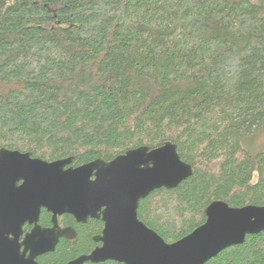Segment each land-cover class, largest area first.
<instances>
[{
    "label": "trees",
    "instance_id": "16d2710c",
    "mask_svg": "<svg viewBox=\"0 0 264 264\" xmlns=\"http://www.w3.org/2000/svg\"><path fill=\"white\" fill-rule=\"evenodd\" d=\"M261 130L264 0H0V147L76 166L175 143L193 173L137 208L167 242L212 200L264 205V145L242 144ZM98 226L76 224L41 260L87 253ZM204 264H264V230Z\"/></svg>",
    "mask_w": 264,
    "mask_h": 264
},
{
    "label": "water",
    "instance_id": "95a60500",
    "mask_svg": "<svg viewBox=\"0 0 264 264\" xmlns=\"http://www.w3.org/2000/svg\"><path fill=\"white\" fill-rule=\"evenodd\" d=\"M193 171L170 141L76 166L69 156L47 161L28 151L0 147V264H41L36 256L52 251L59 236H72V228L58 226L62 213L83 221L99 211L103 221L97 236L101 245L64 264L106 259L122 264H204L245 235L264 230V205L230 206L220 199L205 206L200 225L172 242L138 218L140 199L154 189L177 186ZM41 208L51 213V226L37 223ZM25 222L33 226L21 238Z\"/></svg>",
    "mask_w": 264,
    "mask_h": 264
},
{
    "label": "flooded vegetation",
    "instance_id": "af4514ba",
    "mask_svg": "<svg viewBox=\"0 0 264 264\" xmlns=\"http://www.w3.org/2000/svg\"><path fill=\"white\" fill-rule=\"evenodd\" d=\"M20 182L21 181H18L17 183L19 184ZM40 212H41V210H40ZM49 214H50V219H49V222L48 223H45L44 224V223L40 222L39 221V217H38L37 223L40 224L43 227L51 226L52 225V223H51V213L49 212ZM65 214H69V213H62V214H60V215L57 216V223H58V226L60 228H67V227L72 228L73 229L72 234H71L72 236L61 235V236H59L58 241L61 240V239H69L70 240V239L74 238L78 234V228L76 227V224H78V223L83 224V223H86L89 220H92L93 219V220H96V221L99 222V226L94 230L93 233L89 234V238L91 239L92 244H91L90 248L88 249V252L87 253H89L95 247L101 245V242L97 239V236H99L101 234V231H102V228H103V221L101 219V214H100L99 211H97V216H87L85 218V220H83V221L77 220L73 215L69 214L72 217V219H73L72 223L71 222L69 223V222H67V221H65V220L62 219L63 215H65ZM32 226H33V224H29L28 222H25L23 224V226H22L23 234H22L21 238L23 237V235L26 232H28L32 228ZM57 242H56V244H57ZM56 244H55V246H56ZM45 253H47V252H45ZM45 253H42V254H40V255H38V256L35 257L36 260L39 263H41V264H48V263L43 262L41 260V258H40V256L43 255V254H45ZM87 253H83V254H87ZM85 262H88V261H85ZM85 262H83V263H85Z\"/></svg>",
    "mask_w": 264,
    "mask_h": 264
},
{
    "label": "rangeland",
    "instance_id": "374dc122",
    "mask_svg": "<svg viewBox=\"0 0 264 264\" xmlns=\"http://www.w3.org/2000/svg\"><path fill=\"white\" fill-rule=\"evenodd\" d=\"M255 1V0H251ZM242 144L244 147L249 149L250 151H256L261 146L264 145V130H261L258 132V134H255L249 138H246L242 141Z\"/></svg>",
    "mask_w": 264,
    "mask_h": 264
}]
</instances>
